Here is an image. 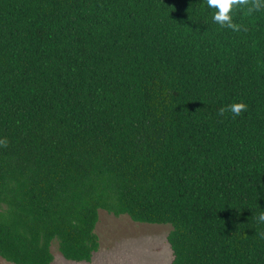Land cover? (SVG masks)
<instances>
[{
	"label": "trees",
	"instance_id": "1",
	"mask_svg": "<svg viewBox=\"0 0 264 264\" xmlns=\"http://www.w3.org/2000/svg\"><path fill=\"white\" fill-rule=\"evenodd\" d=\"M251 3L233 31L202 0H0V258L88 263L104 210L170 225L171 264H264Z\"/></svg>",
	"mask_w": 264,
	"mask_h": 264
},
{
	"label": "rangeland",
	"instance_id": "2",
	"mask_svg": "<svg viewBox=\"0 0 264 264\" xmlns=\"http://www.w3.org/2000/svg\"><path fill=\"white\" fill-rule=\"evenodd\" d=\"M170 225L133 222L127 215L118 217L99 210L95 233L99 249L90 262L65 260L57 242L51 244V264H171L172 251L167 242ZM0 264H12L0 258Z\"/></svg>",
	"mask_w": 264,
	"mask_h": 264
},
{
	"label": "clouds",
	"instance_id": "3",
	"mask_svg": "<svg viewBox=\"0 0 264 264\" xmlns=\"http://www.w3.org/2000/svg\"><path fill=\"white\" fill-rule=\"evenodd\" d=\"M248 0H202L206 10H210L212 23L220 28H227L236 31L239 25L233 23L235 10L247 6ZM264 9V0H252L248 11ZM246 109L243 103H230L218 110V115L223 116L226 111H230L233 116H238L242 110ZM6 142L0 141V146ZM258 222L264 223V210L258 214Z\"/></svg>",
	"mask_w": 264,
	"mask_h": 264
}]
</instances>
